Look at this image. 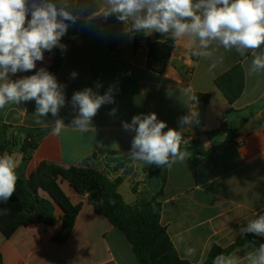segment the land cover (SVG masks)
Masks as SVG:
<instances>
[{"label": "crops", "instance_id": "crops-1", "mask_svg": "<svg viewBox=\"0 0 264 264\" xmlns=\"http://www.w3.org/2000/svg\"><path fill=\"white\" fill-rule=\"evenodd\" d=\"M69 3L80 19L103 17L92 16L99 0ZM123 28L122 22H115L77 34L67 44L54 75L58 83L65 85L66 104L59 117L69 126L59 135L52 134L55 118L50 113L48 128L35 123V101L8 105L0 112V122L12 126L20 142L30 135L37 144L28 152V160L23 159L19 148L5 154L16 157L17 177L22 179H27L43 162L81 165L107 174L105 158L119 150L120 142L131 147L136 133L122 125L131 123L133 116L154 112L168 128L188 135L205 150L224 141V133L213 132L220 130L222 124H229L236 129V136L210 157L200 158L187 152L185 161L163 168L131 161L116 174L108 172L107 178L121 180L117 191L127 204L151 199L160 203V224L180 259L201 264L213 245L225 248L242 242L229 255H237L241 264H246L243 257L255 248L239 230L264 210V70L250 75L252 52L239 60L234 49L223 48L218 52L224 57L223 64L210 70V61L191 56L188 41L181 40L175 42L165 71L156 74L145 68L146 46L142 44L133 53V38L125 35ZM146 37L161 42L166 35L152 33ZM259 51L264 52V47ZM51 63L45 51L44 60L37 61L34 70L10 74V79L33 75ZM237 63L243 69L244 88L240 97L229 104L215 88L214 80ZM110 86L114 103L101 106L93 117V129L80 133L71 128L70 121L76 115L71 105L73 94L91 88L103 95ZM189 86L194 94H209V102L189 101L183 94ZM113 108L117 109L115 115L110 114ZM190 111L198 113V123L182 129L178 121ZM61 188L73 204H80L66 241H53L60 221L21 226L9 238L0 232L3 264H138L124 235L96 213L85 196L77 195L65 182ZM61 213L57 207L56 217ZM187 249H194V254L187 255Z\"/></svg>", "mask_w": 264, "mask_h": 264}, {"label": "clouds", "instance_id": "clouds-1", "mask_svg": "<svg viewBox=\"0 0 264 264\" xmlns=\"http://www.w3.org/2000/svg\"><path fill=\"white\" fill-rule=\"evenodd\" d=\"M58 3L0 0V109L35 101V123L48 128L50 113L55 118L53 135L69 127L59 117L66 104L65 85L58 83L43 67L33 75L16 80L10 79V74L34 70L36 62L44 60L45 51L52 52L54 48L66 51L67 46L61 39L70 23L75 24L79 17L70 11L69 0H58ZM92 16H115L124 25L123 33L130 37L136 33H159L174 42L187 40L190 55L210 61V70L223 64V55H218L220 48L235 49L240 56L250 51L253 59L249 74L264 70V52L259 51L264 47V0H99L98 10ZM113 91L110 86L103 95L91 88L75 92L71 105L76 115L70 127L80 133L93 129V117L101 106L114 103ZM183 94L198 104L199 98L190 86L183 89ZM116 111L113 108L110 114L115 115ZM178 123L182 129L198 123V113L190 111ZM122 126L136 133L127 153L134 162L163 168L183 162L188 156L180 147L181 131L168 128L154 112L133 116L131 123L123 122ZM17 167L15 156H0V203L8 202L16 190ZM239 232L241 236L251 233L264 237V213L247 222ZM194 251L187 249L186 254L192 255ZM243 259L246 264H264V243L247 252ZM213 264H241V259L235 254H220Z\"/></svg>", "mask_w": 264, "mask_h": 264}, {"label": "trees", "instance_id": "trees-1", "mask_svg": "<svg viewBox=\"0 0 264 264\" xmlns=\"http://www.w3.org/2000/svg\"><path fill=\"white\" fill-rule=\"evenodd\" d=\"M70 11L78 16V11L72 5ZM115 22H119L115 16L79 18L75 24L70 23L61 43L67 46L75 35ZM132 38L133 53L142 44L147 48L145 68L153 73L162 74L166 69L175 42L168 36L161 42L150 41L144 33H136ZM46 52L50 55L52 63L45 69L55 75L65 51L54 48L52 52ZM247 54L246 52L244 56L237 55L239 60H242ZM214 86L229 104H233L244 88V73L241 64L237 63L216 77ZM195 95L200 103L209 102V94L197 93ZM7 107L8 105L0 109V112ZM219 131L225 134V139L220 145L205 150L198 141L188 135H182L184 144L180 145L181 150L200 158L210 157L221 145L230 143L236 136V129L226 123L221 125L220 130L213 133ZM36 145L34 137L30 135L20 142L14 134V128L0 122V156L19 148L23 153V159L28 160L30 158L28 152L35 149ZM130 149L131 147L120 142L119 150L111 152L110 157L105 158V168L109 173L116 174L125 164L132 161L127 154ZM107 174L81 165L63 166L45 162L39 164L36 171L31 173L27 179L18 178L16 190L11 199L6 203H0V232L5 238H9L21 226L53 225L60 221V229L53 237V241L58 244L64 243L80 211V204H73L61 188V183L65 182L77 195L85 196L94 211L104 216L124 235L131 245L138 264H191L178 257L165 227L160 224V203L155 199L134 205L125 203L117 191L121 180L119 178L109 180ZM57 207L62 211L59 218L55 215ZM261 213H264V210ZM244 239L250 242L255 249L264 243V237H257L251 233L245 234ZM241 243L225 248L213 245L206 260L201 264H213L215 257L220 254L229 255ZM0 264H3L1 255Z\"/></svg>", "mask_w": 264, "mask_h": 264}, {"label": "water", "instance_id": "water-1", "mask_svg": "<svg viewBox=\"0 0 264 264\" xmlns=\"http://www.w3.org/2000/svg\"><path fill=\"white\" fill-rule=\"evenodd\" d=\"M53 203L55 204V206H57L56 203H55V201H53ZM58 208H59V207H58ZM59 209H60V208H59ZM60 210H61V209H60Z\"/></svg>", "mask_w": 264, "mask_h": 264}, {"label": "built area", "instance_id": "built-area-1", "mask_svg": "<svg viewBox=\"0 0 264 264\" xmlns=\"http://www.w3.org/2000/svg\"><path fill=\"white\" fill-rule=\"evenodd\" d=\"M181 144H184V141H182V143ZM111 173H109V175H110ZM108 175V174H107Z\"/></svg>", "mask_w": 264, "mask_h": 264}]
</instances>
